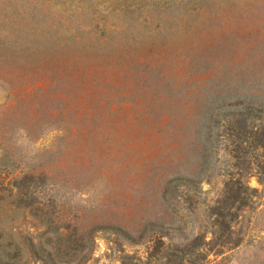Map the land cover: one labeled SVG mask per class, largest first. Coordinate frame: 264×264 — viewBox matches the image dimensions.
Returning <instances> with one entry per match:
<instances>
[{"label":"rangeland","instance_id":"rangeland-1","mask_svg":"<svg viewBox=\"0 0 264 264\" xmlns=\"http://www.w3.org/2000/svg\"><path fill=\"white\" fill-rule=\"evenodd\" d=\"M246 105L259 132L264 0H0V264L15 245L12 263L42 264L30 241L53 248L54 230L71 264L194 242L195 264H264V151L245 145L242 172L228 131ZM24 175L31 207L12 199ZM239 179L254 192L216 248L210 209Z\"/></svg>","mask_w":264,"mask_h":264},{"label":"trees","instance_id":"trees-1","mask_svg":"<svg viewBox=\"0 0 264 264\" xmlns=\"http://www.w3.org/2000/svg\"><path fill=\"white\" fill-rule=\"evenodd\" d=\"M259 107H255V105H246L244 112L238 113L236 115L238 119H232L229 121L228 131L232 132L233 137H235L236 141V149L238 150L235 159H239L242 169V172L250 171V166L252 165L248 162L247 154L249 153L246 147L255 150H262L264 151V124H262L259 128V132H253V128L248 126L249 120L255 116V114L261 113ZM260 118V115H259ZM207 138V142H209ZM207 146L206 144H202L200 147L201 151V160L204 162L206 161V153H207ZM242 158V159H241ZM260 171L256 172V176L259 179V182L262 184L263 180L261 177L264 178V162L259 165ZM192 178L190 180H183L185 183H197L200 180H194ZM41 180L38 179V176L35 175H24L23 177L12 181L13 187V194L12 199L20 204H23L25 207H31L34 205V190L36 186ZM170 185V184H169ZM253 189H251L248 184L241 179L239 180H230L225 184L222 198L217 200L215 204L211 207L210 211L211 214L214 216L213 219V228L218 229L221 232L217 235V232H212V238L209 242L210 245L217 247H225L229 242V238H231V224L236 220V211L240 210L242 207H246L248 202L252 198ZM226 220V218H228ZM51 228V227H50ZM47 231V230H46ZM53 231V230H52ZM54 234L56 235L57 244L50 249H43L42 246L39 247L37 242L30 241V246L34 248L35 254L40 256L39 260L42 264H71L72 259L71 252L68 251V248L62 249L59 245V241L64 238L63 234L59 232V230H54ZM215 237L217 239L214 242ZM225 238V239H223ZM208 244V245H209ZM200 244L198 242H194L192 244L184 246V248L176 245L175 247L176 253L169 254L168 257H162L163 262L161 261L160 264H195L198 262L196 259H190L188 256L192 254H197V252L201 249L199 247ZM38 247V248H37ZM18 245H15V249L8 250L6 253L7 262L6 264H15L18 258ZM39 249V251H37ZM83 249V247H82ZM5 253V252H4ZM200 260L204 254H199ZM196 257H198L196 255ZM11 262V263H10ZM125 264V263H122Z\"/></svg>","mask_w":264,"mask_h":264},{"label":"clouds","instance_id":"clouds-1","mask_svg":"<svg viewBox=\"0 0 264 264\" xmlns=\"http://www.w3.org/2000/svg\"><path fill=\"white\" fill-rule=\"evenodd\" d=\"M54 135H56V133L55 132H53V133H50L49 134V139H51V137L52 136H54ZM22 143L24 142V141H21ZM40 145L39 144H37V145H35L34 147H36V148H38Z\"/></svg>","mask_w":264,"mask_h":264}]
</instances>
